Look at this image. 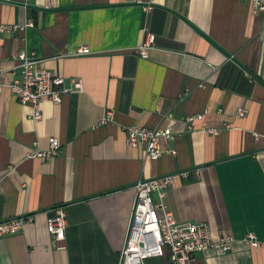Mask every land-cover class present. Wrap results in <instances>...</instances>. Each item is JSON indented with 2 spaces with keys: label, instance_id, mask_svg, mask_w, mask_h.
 <instances>
[{
  "label": "crops",
  "instance_id": "obj_1",
  "mask_svg": "<svg viewBox=\"0 0 264 264\" xmlns=\"http://www.w3.org/2000/svg\"><path fill=\"white\" fill-rule=\"evenodd\" d=\"M21 52L85 90L45 100L34 120L8 86ZM132 126L170 128L174 139L154 161L128 144ZM53 137L58 157H32ZM166 176L177 221L235 238L228 255L200 252L193 264H264V14L244 0H0V223L33 217L0 238V264H120L135 186ZM57 207L63 249L48 225ZM250 232L259 249L243 242ZM145 264H172L169 250Z\"/></svg>",
  "mask_w": 264,
  "mask_h": 264
},
{
  "label": "built area",
  "instance_id": "obj_2",
  "mask_svg": "<svg viewBox=\"0 0 264 264\" xmlns=\"http://www.w3.org/2000/svg\"><path fill=\"white\" fill-rule=\"evenodd\" d=\"M251 5L254 14H264V0H244ZM33 26V24H30ZM155 44V37L148 34L145 43L137 48L140 57L148 58L149 51ZM79 55L90 54L89 49L81 48ZM20 78L15 79L8 86L23 105H31L33 118L41 120V104L50 100L56 105L63 101L68 94L83 92L81 81H72L70 85L64 77L53 75L52 72L42 68V60L34 53L21 52L14 56ZM208 112L187 118L188 123L204 120ZM245 110L236 114V118H244ZM128 144L133 148L146 147L147 156L154 161L162 157L161 142L174 139L170 128L147 129L138 126L129 127ZM208 134L219 135L218 130H207ZM62 145L58 138L50 139L47 150H37L32 157L51 160L60 155ZM174 153V152H173ZM174 176H166L149 181H140L135 186L137 191L134 211L132 214L126 246L121 254L120 264H145L153 257H161L169 250L172 264H193L196 254L214 253L217 256L228 255L232 251L235 238L223 235L218 240L213 238L211 228L206 224L191 222L181 223L168 210L165 203L167 189L173 183ZM158 194L156 202L154 195ZM32 216L12 219L0 223V238L16 234L31 222ZM51 236L57 248L63 249L67 240L68 221L67 214L62 207L55 209V214L48 220ZM243 242L254 249H259L262 244L257 235L248 233Z\"/></svg>",
  "mask_w": 264,
  "mask_h": 264
},
{
  "label": "rangeland",
  "instance_id": "obj_3",
  "mask_svg": "<svg viewBox=\"0 0 264 264\" xmlns=\"http://www.w3.org/2000/svg\"><path fill=\"white\" fill-rule=\"evenodd\" d=\"M154 198H155V196H154Z\"/></svg>",
  "mask_w": 264,
  "mask_h": 264
}]
</instances>
